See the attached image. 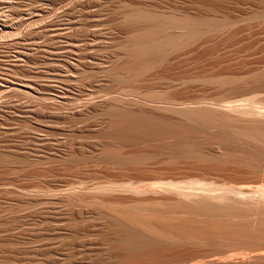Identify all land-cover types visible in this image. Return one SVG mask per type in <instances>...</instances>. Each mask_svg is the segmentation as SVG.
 Instances as JSON below:
<instances>
[{"label": "rangeland", "instance_id": "374dc122", "mask_svg": "<svg viewBox=\"0 0 264 264\" xmlns=\"http://www.w3.org/2000/svg\"><path fill=\"white\" fill-rule=\"evenodd\" d=\"M259 3L0 0V264H80L95 257L104 260L98 252L110 237L108 225L94 217L97 210L69 205L64 200L66 191L85 187L81 190L94 192V185L111 178L152 180L150 170L146 172L143 167H133L142 173L131 168L133 165L113 166L95 159L105 142L100 133L107 120L85 108L88 97L115 96L127 88L166 90L174 84L167 93L213 94L223 90L194 81L183 85L182 79L228 74L236 76L233 80H239V87L243 78L250 79L251 88L245 93L264 97V80L257 84L242 76L264 69V20L241 19L221 33L202 34L192 46L171 52V60H166L171 64L164 60V64L131 81L124 69L140 64L129 60L124 47L128 35L144 24L128 22L125 14L143 10L165 16H194L214 15L216 11L236 17ZM257 55L261 56L258 60ZM117 74L125 79H118ZM230 77L226 79L230 81ZM146 149L128 146L124 151L157 152ZM154 157L148 164L164 159Z\"/></svg>", "mask_w": 264, "mask_h": 264}, {"label": "bare ground", "instance_id": "6f19581e", "mask_svg": "<svg viewBox=\"0 0 264 264\" xmlns=\"http://www.w3.org/2000/svg\"><path fill=\"white\" fill-rule=\"evenodd\" d=\"M259 2L236 17L215 10L214 15L194 16L143 10L125 14L128 22L144 25L128 35L124 47L129 60L140 65L124 70L136 81L202 34L223 32L241 19L264 20V0ZM261 70L242 76L259 84ZM235 77L182 79L183 85L194 81L223 90L213 94L167 93L174 84L166 90L127 88L119 95L86 99L85 108L107 120L100 133L105 142L95 159L143 167L152 180L111 178L91 187L94 192H89L98 195L85 187L66 191L69 205L97 210L94 217L109 227L110 237L98 252L104 260L80 264H264V97L245 93L250 79L242 77L239 87ZM128 146L155 149L157 155L125 152ZM158 155L165 160L148 164Z\"/></svg>", "mask_w": 264, "mask_h": 264}]
</instances>
